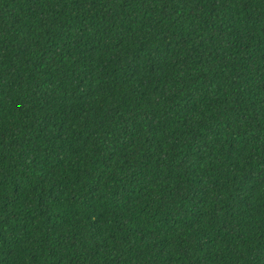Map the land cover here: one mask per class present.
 Here are the masks:
<instances>
[{
	"label": "trees",
	"instance_id": "obj_1",
	"mask_svg": "<svg viewBox=\"0 0 264 264\" xmlns=\"http://www.w3.org/2000/svg\"><path fill=\"white\" fill-rule=\"evenodd\" d=\"M0 264H264V0H0Z\"/></svg>",
	"mask_w": 264,
	"mask_h": 264
}]
</instances>
